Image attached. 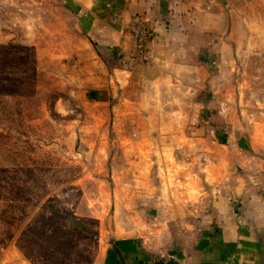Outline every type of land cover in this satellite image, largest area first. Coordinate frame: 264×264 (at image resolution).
<instances>
[{"label": "rangeland", "instance_id": "374dc122", "mask_svg": "<svg viewBox=\"0 0 264 264\" xmlns=\"http://www.w3.org/2000/svg\"><path fill=\"white\" fill-rule=\"evenodd\" d=\"M179 2L145 60L70 0H0V264H102L119 236L175 258L234 226L264 246V0Z\"/></svg>", "mask_w": 264, "mask_h": 264}, {"label": "crops", "instance_id": "0c3cea01", "mask_svg": "<svg viewBox=\"0 0 264 264\" xmlns=\"http://www.w3.org/2000/svg\"><path fill=\"white\" fill-rule=\"evenodd\" d=\"M70 1L81 29L95 44H125L126 38L130 39L129 33L138 13L145 15L156 31L157 37L152 43L155 54L151 52L155 60L159 59L156 47L161 42V25L157 12H166L170 8L169 12L177 18L184 11L180 10L182 6L179 0ZM250 232L244 226H234L229 234L220 233L213 243L202 239L175 258H159L149 248L131 239L132 236H119L109 246L102 264H264L260 263L264 246L253 239Z\"/></svg>", "mask_w": 264, "mask_h": 264}, {"label": "built area", "instance_id": "2783aa9c", "mask_svg": "<svg viewBox=\"0 0 264 264\" xmlns=\"http://www.w3.org/2000/svg\"><path fill=\"white\" fill-rule=\"evenodd\" d=\"M155 29L148 19L137 17L131 28L134 47L140 59H149L148 43L154 38Z\"/></svg>", "mask_w": 264, "mask_h": 264}]
</instances>
